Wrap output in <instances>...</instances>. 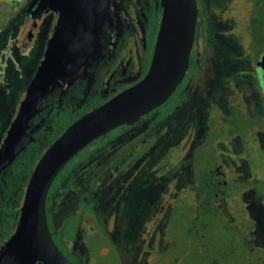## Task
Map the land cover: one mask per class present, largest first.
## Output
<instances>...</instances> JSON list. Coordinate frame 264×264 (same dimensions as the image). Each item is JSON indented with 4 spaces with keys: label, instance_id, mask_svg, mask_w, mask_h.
<instances>
[{
    "label": "flooded vegetation",
    "instance_id": "1",
    "mask_svg": "<svg viewBox=\"0 0 264 264\" xmlns=\"http://www.w3.org/2000/svg\"><path fill=\"white\" fill-rule=\"evenodd\" d=\"M31 1L13 25L24 35L0 37V115L10 110L0 149L58 18L34 19ZM109 3L98 54L51 88L29 122L32 140L0 174V233L15 231L52 144L150 69L161 0ZM196 4L189 67L173 94L89 143L50 187L49 230L72 264H264V0Z\"/></svg>",
    "mask_w": 264,
    "mask_h": 264
},
{
    "label": "water",
    "instance_id": "2",
    "mask_svg": "<svg viewBox=\"0 0 264 264\" xmlns=\"http://www.w3.org/2000/svg\"><path fill=\"white\" fill-rule=\"evenodd\" d=\"M163 17L147 75L135 86L72 124L44 153L30 178L20 217L0 248V264H72L54 242L48 226V192L65 165L84 147L117 126L132 123L162 105L182 82L197 25L196 0H161ZM109 0H32L36 19L44 12L58 18L47 49L19 114L0 149V174L32 140L30 120L59 81L74 82L98 54Z\"/></svg>",
    "mask_w": 264,
    "mask_h": 264
},
{
    "label": "rangeland",
    "instance_id": "3",
    "mask_svg": "<svg viewBox=\"0 0 264 264\" xmlns=\"http://www.w3.org/2000/svg\"><path fill=\"white\" fill-rule=\"evenodd\" d=\"M26 0H0V37L1 35H24L26 29H22L20 33L17 31L14 32L13 25L16 23H23L24 19L20 20L18 22L17 17L20 10V7H23ZM14 17V18H13ZM16 19V20H15ZM15 21V22H14ZM260 38H262L261 35H258ZM264 38V35H263ZM7 47V44L4 43L0 47V53L2 52V49ZM9 108H3L1 115H0V124L2 127H8L9 125V118L10 115L8 114ZM14 203H12V206ZM16 205V204H15ZM16 230V228H15ZM14 229H12L10 232H3L0 233V248L10 239V237L13 235Z\"/></svg>",
    "mask_w": 264,
    "mask_h": 264
}]
</instances>
